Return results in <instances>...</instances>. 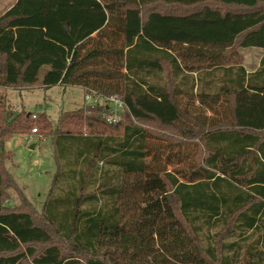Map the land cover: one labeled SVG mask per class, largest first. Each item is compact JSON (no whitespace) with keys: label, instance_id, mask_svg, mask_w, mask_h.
<instances>
[{"label":"trees","instance_id":"1","mask_svg":"<svg viewBox=\"0 0 264 264\" xmlns=\"http://www.w3.org/2000/svg\"><path fill=\"white\" fill-rule=\"evenodd\" d=\"M253 47L264 0H17L0 16V85L79 86L126 109L112 123L87 105L53 127L0 106V264H264V56L254 72L227 64ZM34 127L63 183L40 222L27 198L5 205L6 142Z\"/></svg>","mask_w":264,"mask_h":264},{"label":"rangeland","instance_id":"2","mask_svg":"<svg viewBox=\"0 0 264 264\" xmlns=\"http://www.w3.org/2000/svg\"><path fill=\"white\" fill-rule=\"evenodd\" d=\"M16 1L0 0V16L13 6ZM263 56L264 50L261 48H240L234 53H229L227 64L243 65L248 72H254L259 69ZM43 70H47V67ZM43 70L42 75L44 73ZM166 73L168 74L167 70L163 73L164 80ZM201 74L203 75V73ZM192 75L196 79L199 76L197 72H194ZM211 78L212 76H208L206 80ZM179 81V78L175 81L176 86L180 84ZM217 85L218 81H215V84L208 85L207 91L211 93L215 92ZM86 94L84 89L79 86L57 85L46 88L42 85L41 80L30 86L0 85V106L4 105L14 113L27 111L34 116L44 113L50 124L56 127L62 115L74 114L79 109L90 105L91 102L85 99ZM100 103L101 105L108 104L102 99ZM108 105H111V103ZM1 109L0 112L2 111ZM109 113L111 112L109 111ZM123 113L118 115L119 121ZM138 124L172 141L185 139L184 132L178 128H164L154 122H139ZM34 129L35 127L27 134H16L10 141L6 142V149L12 152L13 156L12 159L6 162V169L13 176L15 184L6 187L5 205L13 209L22 210L24 209L22 206L25 198H27V202L31 203L39 211V214L35 215H37L36 220L40 222V212L43 202L48 198L51 191L59 194V189L63 183H58L59 185L54 186L56 176L59 173V166L52 137L45 135L40 130L38 133L34 132ZM82 129L86 131L85 126ZM30 145H33V148H30ZM169 167L171 168V166ZM224 229L215 228L207 231L206 235L213 236L216 239L219 238L222 241L237 239L235 236H228V231ZM205 239L209 240L206 236Z\"/></svg>","mask_w":264,"mask_h":264},{"label":"built area","instance_id":"3","mask_svg":"<svg viewBox=\"0 0 264 264\" xmlns=\"http://www.w3.org/2000/svg\"><path fill=\"white\" fill-rule=\"evenodd\" d=\"M85 99L89 102H93V104L90 103V105H97L101 104L100 100L106 101V103H111V105L105 104L104 106L110 111L111 113L108 114L107 119L109 122L115 123L119 121L118 115L125 111L126 106L125 103L120 100L117 97H95L92 93H87ZM34 132H37V129L33 130Z\"/></svg>","mask_w":264,"mask_h":264},{"label":"crops","instance_id":"4","mask_svg":"<svg viewBox=\"0 0 264 264\" xmlns=\"http://www.w3.org/2000/svg\"><path fill=\"white\" fill-rule=\"evenodd\" d=\"M11 7H12V6H11ZM11 7H10V8H11ZM10 8H9V9H10ZM31 147H32V145H30V148H31Z\"/></svg>","mask_w":264,"mask_h":264},{"label":"water","instance_id":"5","mask_svg":"<svg viewBox=\"0 0 264 264\" xmlns=\"http://www.w3.org/2000/svg\"><path fill=\"white\" fill-rule=\"evenodd\" d=\"M31 148H33V145H32V147Z\"/></svg>","mask_w":264,"mask_h":264}]
</instances>
